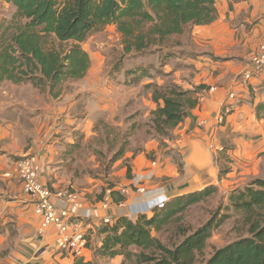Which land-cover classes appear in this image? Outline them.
Returning a JSON list of instances; mask_svg holds the SVG:
<instances>
[{
  "label": "crops",
  "instance_id": "obj_1",
  "mask_svg": "<svg viewBox=\"0 0 264 264\" xmlns=\"http://www.w3.org/2000/svg\"><path fill=\"white\" fill-rule=\"evenodd\" d=\"M212 8V22L188 26L147 53L124 54L115 24L92 33L82 43L91 57L90 69L58 97L30 82L0 83V264L93 261L103 243L105 218L113 225L121 216H151L158 199L170 201L209 185L225 192L252 174H264V107L258 108L264 106V71L248 81L242 76L264 41L263 1L214 0ZM15 10L0 0V18ZM108 29L117 36L112 35L115 40L109 45L117 43L122 58L106 71L108 43L99 46L91 39ZM140 66L147 74L133 72ZM167 84L184 90L203 87L194 91L198 104L170 137L150 135L142 145L128 148L105 174L98 173L101 162L92 158L93 174L81 166L73 169V148H82L96 135L97 121L127 129L132 115L148 117L163 106V100L155 101L154 91L145 88ZM234 93L235 99L230 96ZM28 154L36 156L37 176L44 184L54 191L79 193L82 206L70 207L71 213L86 218L91 227L88 246L78 254L58 249L56 227L41 228L42 220L17 177V160ZM223 163L228 167L220 168ZM138 186L146 192H137ZM122 188H130L124 195L126 206L110 194L105 205L109 191Z\"/></svg>",
  "mask_w": 264,
  "mask_h": 264
},
{
  "label": "trees",
  "instance_id": "obj_2",
  "mask_svg": "<svg viewBox=\"0 0 264 264\" xmlns=\"http://www.w3.org/2000/svg\"><path fill=\"white\" fill-rule=\"evenodd\" d=\"M4 1L16 10L10 18L0 19V83L30 82L54 97L60 95L63 82L85 77L91 57L82 43L107 25L115 24L122 34L124 54L147 53L165 44L170 36L183 34L188 26L208 24L215 17L214 0ZM64 43L71 44L64 48ZM147 71L140 66L133 72H140L142 76ZM149 86L154 88V100H163V106L151 113L149 132L158 138H168L188 111L198 104L193 94L203 87L191 91L177 85L163 89L158 85ZM124 152L122 146L111 162ZM130 171L129 168L128 176ZM217 191V186L209 185L168 201L164 208L154 209L151 216L141 214L136 220L119 217L113 225L102 229L103 243L96 255L107 258L136 255L140 263L146 264H196L213 231L229 215L215 213L207 223L171 248L154 236V232L165 230L178 214ZM110 195L115 201L125 200L120 191L113 190ZM228 209L242 214L250 235L216 249L204 264H264V176L233 190ZM134 247L142 251L134 252ZM76 264H94V261L78 258Z\"/></svg>",
  "mask_w": 264,
  "mask_h": 264
},
{
  "label": "rangeland",
  "instance_id": "obj_3",
  "mask_svg": "<svg viewBox=\"0 0 264 264\" xmlns=\"http://www.w3.org/2000/svg\"><path fill=\"white\" fill-rule=\"evenodd\" d=\"M13 12L8 11V16H3L2 18H10L12 16ZM115 36V39H117L116 32L110 29L106 31L105 34H96L92 37V44L97 43L99 46L103 43L106 46V51L104 52V55L107 56L108 62H106V68L105 70L108 71L109 69H114L115 61L122 58L120 52L117 49V43L113 42L111 45H109V41L115 40L113 36ZM170 43V42H169ZM71 43H64L63 47L67 48L69 47ZM95 44V45H97ZM116 47L115 51L112 49V47ZM50 47V46H49ZM113 47V48H114ZM157 56V55H156ZM124 62V61H123ZM127 62L130 64L129 59H127ZM125 64V62H124ZM264 69H262L263 72ZM259 72V73H260ZM87 74V73H86ZM86 76V75H85ZM74 80H67L62 83L60 86L61 93L64 90L69 91L70 89L74 88L75 85L73 84ZM172 84V83H171ZM171 84H167L164 86H159L160 89H163L167 86H170ZM58 87V89H60ZM153 90L154 88H145V91ZM192 91V90H191ZM60 93V94H61ZM233 96V97H232ZM231 98H236L235 93L232 94ZM231 109L230 107L225 109V113L229 112ZM142 113L138 112L130 117L129 121L132 124L127 125V129L122 127H115L107 124L104 122V120H99L96 122L95 130L96 135L92 136L90 138L89 142H86L84 146L73 148V153L70 157V163L75 162V167L73 169H80L78 167L81 166V169H86V171H90L92 169L90 166L92 164V160L94 161H100L96 162L101 165V170L98 171V173L105 174L106 171L111 170L112 165L114 162H111L112 156L123 146L126 150L131 147H136L137 145H142V140L147 139L151 133L149 132L151 129V118L152 114H150L148 117H142ZM141 115V116H140ZM129 119V118H128ZM134 121V122H132ZM91 143V147L89 149H84V147ZM120 157L119 159H121ZM117 159V160H119ZM224 164V165H223ZM220 168H227L228 164L223 163ZM93 170V169H92ZM93 174V172H89L88 175ZM257 176H264V174H252L249 178L245 179L242 183L243 185H239L235 188H242L252 182ZM235 188L226 189L224 192L223 190H220L218 188V191L211 195L208 199L205 201H202L200 203L194 204L191 206L187 211H185L182 214H178L173 222L165 228V230L161 232H154V236L158 237L166 246L173 247L174 245L179 244L184 240V238L197 230L199 227L203 226L207 221L215 215V213L220 212L221 214H227L229 215V218L221 224L219 227H217L213 233L211 238L208 240L207 245L204 249V251L198 255L197 263L196 264H204L210 256L214 253V251L218 248H221L241 237H245L250 235L248 232V227L243 224V217L240 213H235L231 209H228L229 206V196ZM62 190V189H59ZM56 190V191H59ZM68 190V189H66ZM132 251L134 252H141V249L132 248ZM148 253V251L146 252ZM94 264H146V263H140L137 256L133 255L130 258H126L124 255H119L114 258H107V257H101L94 255Z\"/></svg>",
  "mask_w": 264,
  "mask_h": 264
},
{
  "label": "built area",
  "instance_id": "obj_4",
  "mask_svg": "<svg viewBox=\"0 0 264 264\" xmlns=\"http://www.w3.org/2000/svg\"><path fill=\"white\" fill-rule=\"evenodd\" d=\"M262 1L264 8V0ZM262 69H264V41L258 51L251 56L250 67L242 76L244 80L248 81ZM17 177L21 181L26 195L33 203L36 214L42 220L41 228L44 230L50 226L56 227L58 249L75 254L84 250L89 243L88 231L91 225L85 221L86 218L81 219L79 216H73L70 210L72 206L79 208L82 206L79 193L71 189L54 191L44 184L37 176V158L32 154L17 160ZM129 189L122 188L120 192L125 195ZM136 191L145 193L146 188L138 186ZM110 192L105 205L110 201ZM167 202L168 200L158 199L155 202V209L164 208ZM119 205L125 207V200L120 201ZM111 222L110 218H105L103 221L105 226L111 225Z\"/></svg>",
  "mask_w": 264,
  "mask_h": 264
}]
</instances>
